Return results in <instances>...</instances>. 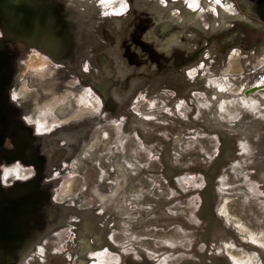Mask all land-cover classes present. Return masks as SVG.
Instances as JSON below:
<instances>
[{"label":"rangeland","instance_id":"374dc122","mask_svg":"<svg viewBox=\"0 0 264 264\" xmlns=\"http://www.w3.org/2000/svg\"><path fill=\"white\" fill-rule=\"evenodd\" d=\"M105 1L0 0V165L13 146L0 166V264H113L114 247L158 264H264L254 0ZM15 14L27 43L8 34ZM54 64L82 116L48 126L16 92L25 70Z\"/></svg>","mask_w":264,"mask_h":264},{"label":"bare ground","instance_id":"6f19581e","mask_svg":"<svg viewBox=\"0 0 264 264\" xmlns=\"http://www.w3.org/2000/svg\"><path fill=\"white\" fill-rule=\"evenodd\" d=\"M198 17H200V15H198L197 18ZM172 19H174L176 23L180 21V17H178L177 15L172 16ZM54 65H55L54 67L57 68V71H52V72L56 74L52 72L49 73L46 69L45 70L44 69H41V70H37V69L31 70L30 69L28 71L25 70V77L22 78V84L18 87V90L16 92V97L17 99L24 100L25 104L26 103L32 104V109L34 110V113L39 114L37 118L38 121L36 120L39 123H45L48 126L57 125V124L60 125L61 119L59 115H62V116L65 115V117H67L66 121L63 122V124H65L66 122L69 123V118H74L75 120L79 121L82 116V109H81L82 105L80 104L81 100H79V98L75 96V99L72 100V103H75L76 106L74 104L75 107H73V110L72 111L69 110L68 106H69V103L71 102H68L67 100L68 95H69V90L66 89L65 84H64V77L62 76V72L64 71V69L61 67V65H56V64ZM73 81L78 82L76 78L73 79ZM245 91L246 90H244V92ZM260 91H261L260 87H254V90L249 91L247 93L248 95L246 96L247 97L252 96V94L258 93ZM92 103H90V105H92ZM22 175L24 174H21V176ZM64 196L65 195H61V200H64L63 199ZM87 230L88 229L86 227L82 231L81 237H79L81 246L78 249V252L80 254L83 253L84 255H86L87 258H89L92 256L94 257L95 252L94 254L91 253L93 252L92 243L87 239L88 238ZM89 253L91 254V256L88 255ZM96 263L98 264V261L94 262V264Z\"/></svg>","mask_w":264,"mask_h":264},{"label":"flooded vegetation","instance_id":"af4514ba","mask_svg":"<svg viewBox=\"0 0 264 264\" xmlns=\"http://www.w3.org/2000/svg\"><path fill=\"white\" fill-rule=\"evenodd\" d=\"M254 2H255V5L257 7V10L262 14V18L264 20V0H254ZM226 12L229 15L232 14L233 16L239 17L240 19H244V16L241 15L234 6L231 7V10L230 9L226 10ZM15 16H16V14H15ZM177 16L179 17V14H177ZM23 20H24V18L19 19L18 16H16V17L13 16V18L11 19V25L9 26L10 31L8 34L9 35L13 34V35H15L16 40L19 39L21 42L27 43L28 40H30V38L32 37V35H30L31 32L29 31V29L26 26V23H24ZM31 40H32V38H31ZM252 95H254V94H252ZM1 126H2V123H1V118H0V133H1V135H0V138H1L0 148L3 146L6 135L8 134V127L3 130ZM7 143H9L11 146L9 148L10 149L9 152L11 153L12 148H13L12 143L5 142V145ZM4 147H3V151L1 150V158H2L1 165L5 162L4 154H9V152L4 151Z\"/></svg>","mask_w":264,"mask_h":264},{"label":"crops","instance_id":"0c3cea01","mask_svg":"<svg viewBox=\"0 0 264 264\" xmlns=\"http://www.w3.org/2000/svg\"><path fill=\"white\" fill-rule=\"evenodd\" d=\"M114 239L115 238V235H114ZM108 252L110 253L109 256L111 255L112 258L116 259V260H112L110 262H112L113 264H129V259L131 257V252H127V251H122V253H116L115 251V247L113 248V250L109 251ZM132 259H133V262L132 264H158L156 263L155 260H145L142 255H132Z\"/></svg>","mask_w":264,"mask_h":264},{"label":"water","instance_id":"95a60500","mask_svg":"<svg viewBox=\"0 0 264 264\" xmlns=\"http://www.w3.org/2000/svg\"><path fill=\"white\" fill-rule=\"evenodd\" d=\"M254 90V88H252V89H249L248 91H247V93L249 92V91H253Z\"/></svg>","mask_w":264,"mask_h":264}]
</instances>
